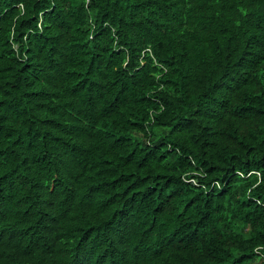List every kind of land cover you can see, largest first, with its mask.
Listing matches in <instances>:
<instances>
[{"label": "trees", "instance_id": "16d2710c", "mask_svg": "<svg viewBox=\"0 0 264 264\" xmlns=\"http://www.w3.org/2000/svg\"><path fill=\"white\" fill-rule=\"evenodd\" d=\"M0 264H264V0H0Z\"/></svg>", "mask_w": 264, "mask_h": 264}, {"label": "built area", "instance_id": "2783aa9c", "mask_svg": "<svg viewBox=\"0 0 264 264\" xmlns=\"http://www.w3.org/2000/svg\"><path fill=\"white\" fill-rule=\"evenodd\" d=\"M257 252H260L259 249H256Z\"/></svg>", "mask_w": 264, "mask_h": 264}]
</instances>
